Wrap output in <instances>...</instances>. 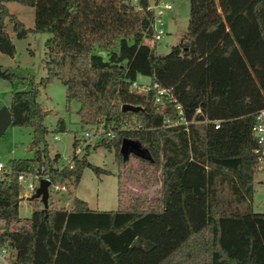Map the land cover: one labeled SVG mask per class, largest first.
Returning <instances> with one entry per match:
<instances>
[{
	"label": "trees",
	"instance_id": "16d2710c",
	"mask_svg": "<svg viewBox=\"0 0 264 264\" xmlns=\"http://www.w3.org/2000/svg\"><path fill=\"white\" fill-rule=\"evenodd\" d=\"M158 1L0 0V53H14L5 19L16 38L30 32L49 34L45 77L29 79L27 89L12 91L7 105L10 125L31 129L28 149L33 150L30 158L10 160L11 170L43 164L51 181L67 187L76 186L84 166L107 173L87 162V146L73 157L70 169H54L59 155H47L42 123L46 111L36 98L39 86L56 79L64 87L66 105L78 104L79 126L114 130L113 138H100L92 147L112 151L117 193L129 157L158 172L153 179L164 186L155 205L134 198L124 209L96 210L73 197L71 206L63 208L49 196L45 206L18 218L19 187L11 175L0 180V219L5 222L0 238L15 261L263 264L244 215L218 214L212 200L217 174L236 202L251 200L257 173L251 127L254 113L264 108V0H186L185 34L163 55L151 41L152 12L147 9ZM6 2L33 7L32 27L9 13ZM139 75L149 79L147 92L130 87ZM15 78L0 68V79L12 83ZM153 84L167 91L159 102L154 101ZM122 104L140 108L121 110ZM175 105L186 121L203 122L202 134L192 122L186 128L174 124ZM53 131H64L61 118ZM124 138L137 142L141 151L120 153ZM254 218L264 220V215Z\"/></svg>",
	"mask_w": 264,
	"mask_h": 264
},
{
	"label": "rangeland",
	"instance_id": "374dc122",
	"mask_svg": "<svg viewBox=\"0 0 264 264\" xmlns=\"http://www.w3.org/2000/svg\"><path fill=\"white\" fill-rule=\"evenodd\" d=\"M171 9L164 11V34L156 43L155 51L159 55L168 52L170 46L175 45L185 34L188 14V2L186 0L168 1ZM151 3V2H150ZM9 13L21 21L26 28L33 25L34 9L16 2H6ZM11 24L5 19V31L14 46V53L8 56L0 53V68L13 74L16 78L12 83L0 79V108L8 105L10 95L15 90H25L29 79L37 82L45 77V47L44 42L49 37L47 33H27L23 38H16L10 30ZM152 41V40H151ZM104 54V52H102ZM137 83L148 84V77L139 75ZM37 102L46 111L42 123L47 129L45 140L47 142V155L49 157L59 154V162H63L72 153V136H79L83 129L91 126H79L75 113L78 104L70 101L66 105L64 101V87L56 79L51 80L45 86L38 87ZM58 118L63 120L64 131H53ZM198 135L202 134L201 121H193ZM56 136L57 138H54ZM31 141V129L8 125L0 134V162L6 164L12 159L30 158L33 150L28 146ZM93 141L87 145L88 163L100 167L107 173H94L88 166L81 170L80 178L73 186L66 185V191L58 194H50L52 204L57 207L69 208L73 197L85 201L90 209L115 210L124 209L134 199L145 201L146 205H155L156 200L164 192V186L156 180L158 172L139 160L129 157L125 169L120 171L118 179V193L116 187V167L113 163V153L104 147L93 148ZM84 152V151H83ZM82 152V153H83ZM81 153V154H82ZM208 168V166H207ZM217 174L214 178V209L218 214L227 215L237 212L244 215L246 224L254 238V251L264 264V220L255 219L254 214L264 215V173H255L252 179V196L250 201L236 202L226 181H220ZM118 194V196H117ZM118 198V202H117ZM41 206L38 200L30 204L19 203L17 217L26 218L33 207Z\"/></svg>",
	"mask_w": 264,
	"mask_h": 264
},
{
	"label": "built area",
	"instance_id": "2783aa9c",
	"mask_svg": "<svg viewBox=\"0 0 264 264\" xmlns=\"http://www.w3.org/2000/svg\"><path fill=\"white\" fill-rule=\"evenodd\" d=\"M136 9V5L134 4ZM147 9L152 12V21L150 23V37L153 43H156L162 35L164 34V20L163 14L164 11L170 10L171 6L168 1L159 0L156 3H150L147 6ZM130 87L138 92H147L149 85L138 84L137 81H132ZM152 88L155 90L154 101L159 102L161 96L165 95L167 91L162 88H158L156 84L152 85ZM177 109V120L174 122L175 125H182L184 128L187 127L189 123H193V120L186 121L182 117V113L179 105H175ZM195 113H199V108L195 109ZM166 125H170L168 119L164 120ZM126 123H121L120 128H124ZM218 127L217 122H215V128ZM251 133L256 141V145L252 149V155L254 157V170L257 173H264V108L259 109L253 115V125L251 127ZM106 137L111 139L114 137V130L108 129L104 130L102 126H91L90 129H83L81 134L77 137L72 136L71 146L72 153L67 158H64L63 162H57L54 164V169L57 171L62 168L70 169L72 167L73 157H79L84 151L85 147L89 144V140H98L100 138ZM54 138H57L54 136ZM93 141V142H94ZM12 176L14 181L19 187L17 195V206L19 203L30 204L33 202L32 195L35 192V189L38 187L41 180H46L48 185L47 198L50 194H58L66 191V185L58 181H51L50 173L46 171V168L43 164H35L29 169L24 171H15L11 170L10 165L7 163L3 164L0 162V180L8 181ZM39 203V197L36 198ZM42 205V204H41ZM4 220L0 219V233L4 228ZM0 264H30L26 262H18L14 259V254L8 244L3 242L0 238Z\"/></svg>",
	"mask_w": 264,
	"mask_h": 264
},
{
	"label": "water",
	"instance_id": "95a60500",
	"mask_svg": "<svg viewBox=\"0 0 264 264\" xmlns=\"http://www.w3.org/2000/svg\"><path fill=\"white\" fill-rule=\"evenodd\" d=\"M140 107L133 106L129 104H122L120 109L121 110H129V111H137ZM10 125V115L7 109V106H3L0 108V134L5 130V128ZM119 151L122 154H126L127 152L138 153L140 152L139 144L133 140L129 139H122L119 145ZM48 182L46 180H41L39 182L38 187L35 189L34 194L32 195V199L38 198L43 206L46 204L47 198V190L46 187Z\"/></svg>",
	"mask_w": 264,
	"mask_h": 264
},
{
	"label": "crops",
	"instance_id": "0c3cea01",
	"mask_svg": "<svg viewBox=\"0 0 264 264\" xmlns=\"http://www.w3.org/2000/svg\"><path fill=\"white\" fill-rule=\"evenodd\" d=\"M7 106V105H6ZM65 129V128H64ZM57 154V153H56ZM59 155V154H58ZM60 156V155H59ZM53 157V156H52ZM87 204V203H86ZM88 206V205H87Z\"/></svg>",
	"mask_w": 264,
	"mask_h": 264
}]
</instances>
